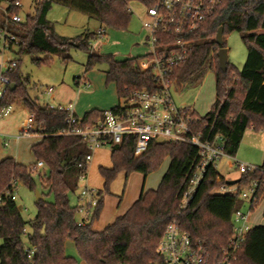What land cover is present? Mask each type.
<instances>
[{
  "label": "trees",
  "instance_id": "1",
  "mask_svg": "<svg viewBox=\"0 0 264 264\" xmlns=\"http://www.w3.org/2000/svg\"><path fill=\"white\" fill-rule=\"evenodd\" d=\"M19 1L0 0V4L6 3L7 11L14 14L20 12V6L14 5ZM130 2L148 8L156 0H34V13L25 16L20 23L8 24L7 28L21 39L17 53L45 55L42 59H33L36 63L47 62L52 56L66 61L71 58V50L88 51L86 69L95 63H105V82H113L118 101H125L134 91L156 87L152 71L141 70L138 58L116 60L111 55L92 52L91 41L97 38L93 31H85L75 38L56 34L47 13L54 4H60L97 20L104 30H125L132 15ZM0 24H3L1 18ZM219 27H222V39L229 32L242 34L247 55L240 70L228 61L225 69L219 67L216 53L225 47L224 42L222 45L215 42ZM187 38L190 40L188 53L173 67L168 80L194 85L207 69L213 72L215 98L210 110L200 116L188 106L184 109L192 120L196 116L200 118V124H205V133L211 129L212 135H223L225 152L234 156L247 128L264 130V0H221L211 17ZM8 76L15 86L7 88L0 106L21 100L33 114L37 131L44 135L30 147L35 164L27 166L12 157L0 160V194L11 191L13 181L35 189L33 174L37 163L41 162L46 170L36 174L41 199L35 200L36 213L32 220H23L15 200L9 196L1 199L0 264H76V258L65 252L67 240L73 241L77 256L86 264H160L156 248L164 229L172 221H177L180 229L193 239L201 240L212 251L227 243L233 212L242 208L244 201L238 194L216 192L226 185V179L209 167L193 199L186 208L180 209L186 174L190 161L196 156V149L185 142L150 141L144 153L134 157V139L123 136L119 144L110 147L111 167L99 168L104 185L97 190V205L90 220L78 225L77 205L70 203L69 194L77 188L79 176L86 173L85 142L76 136L53 135L65 126L66 113L30 99L17 65ZM118 107L119 103L110 109L115 112ZM102 117L103 110H91L79 117V124L90 125ZM166 157L169 162L156 188L142 192L123 214L103 230L94 231L92 221L97 218L103 195L108 193L116 175L139 172L146 177ZM252 179L262 181L264 174H240L238 188ZM50 195L51 201L47 199ZM257 204L256 199L248 209H254ZM24 227L28 230L26 239L21 236ZM25 242L35 249L31 258L26 257ZM232 264H264V226L250 228Z\"/></svg>",
  "mask_w": 264,
  "mask_h": 264
},
{
  "label": "built area",
  "instance_id": "2",
  "mask_svg": "<svg viewBox=\"0 0 264 264\" xmlns=\"http://www.w3.org/2000/svg\"><path fill=\"white\" fill-rule=\"evenodd\" d=\"M220 3L221 0H156L153 6L144 8L141 26L146 33L145 64L148 66L147 69L152 71L157 82L156 87L134 91L123 104H119L115 112L111 109L103 110L102 119L90 125L79 124L80 118L74 114L72 105L48 104L46 105L48 108L66 113L65 126L53 135L81 138L88 151L84 158L86 164L91 160L95 149L117 145L123 136L134 139L132 149L134 157L142 155L150 141L188 143L196 149V156L190 161L186 174V186L179 200L180 209L186 208L193 199L207 169L212 167L218 170V163L222 158L232 160L239 175L253 172L264 174V163L255 166L240 162L234 156L228 155L224 150L225 137L220 133L212 135L211 129L205 133V124H200V118L196 116L192 120L184 107H177L174 104L170 93L173 83L168 77L173 67L181 63L188 53L190 40L187 35L199 29ZM14 5L19 6V3L15 2ZM0 18L3 19V24H0V54L15 52L21 44V39L10 32L7 26L10 23H20L23 19L19 13H9L7 7L1 10ZM95 33L97 38L103 37L105 30L100 27ZM145 64L142 66L143 69ZM16 65L15 59L0 60V102L11 85L8 73L13 71ZM78 82L88 86L84 80ZM52 92L51 87L45 90L47 95H51ZM10 110V104L0 106V117H5ZM43 135L36 129L33 114L28 113L16 140ZM37 166H42V163L38 162ZM84 177L85 173L81 174L78 181ZM237 184L222 185L217 190L220 193L238 194L247 206L256 199L258 202L264 200V180L252 179L241 189ZM11 187V191L0 194V202L3 196L15 200V181L12 182ZM96 193L95 189L87 186L81 190L78 197L85 201L83 205L77 207L76 212L83 214L84 217L77 222L78 225H84L90 220L97 205ZM249 210L239 208L233 212L231 235L224 246L214 251L201 240L193 239L180 229L177 221H172L164 229L156 248L161 260L160 264H232L236 252L251 228ZM27 232L26 227L21 231L24 239L27 237ZM24 250L27 258H31L35 251L26 242Z\"/></svg>",
  "mask_w": 264,
  "mask_h": 264
},
{
  "label": "rangeland",
  "instance_id": "3",
  "mask_svg": "<svg viewBox=\"0 0 264 264\" xmlns=\"http://www.w3.org/2000/svg\"><path fill=\"white\" fill-rule=\"evenodd\" d=\"M19 6V15L22 19L34 13V0H20ZM129 6L132 15L127 28L125 30L106 29V34L103 37H98L91 41L92 52L111 55L114 59L125 58L126 55L133 54V52L135 54L138 52L143 55V58L145 57L144 53L147 51V46L146 44L145 47L142 46L145 33L141 30L140 24L141 18L144 17V7L137 2H132ZM5 7L6 3L0 4V14L1 10ZM47 19L53 24L56 34L67 38H75L85 31H93L100 27L97 20L89 18L81 12L70 10L60 4H54L50 8L47 13ZM222 40L226 48L227 61L236 70H240L244 65L247 55V48L243 43L242 34L236 31L229 32L223 36ZM134 43H139L140 45L136 46L137 49L135 51H131ZM88 54V51L82 49L71 50L69 52L71 58L66 61L61 60L58 56H52L47 62L36 63L33 59H42L45 55L19 54L16 50L15 52L0 54V60H16L17 72L24 81L27 96L30 99L36 100L41 106H45L48 103L58 104L45 93L47 87L54 89L57 99L73 101L75 91L81 86V84L77 86L76 82L83 81V78H86L92 84L89 92L97 90L94 95L85 100L93 104L97 101L93 99L106 97L107 94L103 93L101 89L106 88L108 89V93L109 91L113 93L115 85L113 82H105V63H95L86 69L85 65ZM147 68L148 66L145 64L143 70H148ZM98 81H103L102 88L93 85V83ZM170 93L177 107L190 106L198 115L203 116L210 110L215 98L214 74L207 69L202 79L194 85L173 83L170 87ZM118 103L123 104V99L118 101ZM60 104L65 105V103ZM10 105V112L5 117H0V156L11 154L20 163L31 166L36 163L30 149V143L33 139L22 137L20 140L18 139L19 141H15L16 136L20 133L22 122L29 112L21 100H14ZM7 139H11L8 146L2 145V142ZM105 150L107 153L105 161L109 162L108 155L110 148L106 147ZM234 158L246 164L260 166L264 161V130L255 131L252 128H247L242 135ZM168 162V157L164 158L159 167L147 175L145 180L146 188H154L157 186L163 172L167 168ZM45 170L46 167L37 166V171L33 174L36 185V188L33 190L26 187L20 181L16 182V188L14 190L15 202L20 207L21 216L25 221L32 220L35 216V190H40V183L36 174L38 172L43 173ZM218 171L226 180L239 178V173L233 161L228 158H222L219 161ZM123 175L124 173H119L117 176L120 179L119 183H117L120 191L123 188V178L120 177H123ZM100 176L99 171L95 169L91 175V184L86 182L85 177L84 179H80L75 191L69 194L70 203L76 205L77 203H83L85 201V199H79L78 196L86 185L89 188L101 190L103 187H99L102 184ZM216 192L219 191L216 190ZM47 199L51 201L53 199L52 195L48 196ZM242 209L245 211L249 210L247 204ZM249 211V225L251 227L257 225L264 226V200H260L257 206ZM66 246H69L68 242Z\"/></svg>",
  "mask_w": 264,
  "mask_h": 264
},
{
  "label": "crops",
  "instance_id": "4",
  "mask_svg": "<svg viewBox=\"0 0 264 264\" xmlns=\"http://www.w3.org/2000/svg\"><path fill=\"white\" fill-rule=\"evenodd\" d=\"M130 3H132V2H130ZM130 3H129V5H130ZM129 8H130V6H129ZM140 24H141V22H140ZM98 28H100V27H98ZM98 28L94 29L93 32H95ZM141 30L145 33L142 26H141ZM105 34H106V31H105ZM145 37H146V33H145ZM145 37H144V40H145ZM144 40H143L144 43L142 46L145 47L146 43ZM138 45H140V44L134 43V45L131 47V51H135V49H137L136 46H138ZM146 54H147V51L144 53V56H146ZM127 58H138L137 64H138L139 68L145 64V60H146L145 57L143 58V55H141L138 52H136V54H135V52H133V54H128L125 56V58H116V60H123V59H127ZM140 69L143 70V67ZM83 79H84V81L87 82L88 86H83L81 84V86H79L77 88V90L75 91V97H74L73 101L57 99L55 96L53 88H52L53 92L49 96L51 97L52 100H54L58 104L65 103V105H67V104L72 105L74 114L77 117H82L86 112H89L91 110L110 109V108H112L118 104V98H117L115 86H114V92L113 93L111 91H109V93H108V89H106V88L101 89V91H103V93H105L107 95H106V97H103L101 99H93V100H97L95 103L90 104L88 101H85L88 97H91L92 95H94V93H96L95 91H97V90H95L93 92L92 91L89 92V88L91 87L92 84L89 80H86V78H83ZM102 82L103 81H100V82L98 81L96 83H93V85H95L96 87H101ZM76 84L78 86L80 83L77 81ZM48 104H46V105H48ZM28 138L33 139V141L30 143V147H31L32 144L40 141V139L42 137L41 136H33V137H28ZM19 140L15 139L16 142ZM10 141H11V139H7V140L2 142V145H4V143H6V145H4V146H8ZM105 148L106 147L98 148L92 152V157H91V160L89 161V163L87 164L86 173H85V175H86L85 180L89 184H91V175L93 174V171L95 169L99 171L100 167H103V168L111 167L110 153L108 155L109 156V162L105 161V158L107 156ZM6 157H12L16 162L20 163L11 154L0 156V160L3 158H6ZM119 173H124V172H119ZM118 174L116 175L114 180L111 182L108 193L103 195V202H102L101 210H100L97 218L92 221V229L94 231L103 230L104 227L106 225L110 224L117 216L123 214L137 200V198L139 197V195L142 192H144L148 189L156 188V186L154 188H146L145 187V180H146L147 176L144 177L139 172H130V173H128L127 176L124 173L123 177H120V178H123V182H122L123 188L120 191L119 186L117 184V183H119V180H120L119 177H117ZM100 177L102 179V184L99 187H103L104 179L102 178V176H100ZM98 190H100V189H98ZM83 204L84 203H77L76 205H77V207H80ZM244 205H246L245 202H244L243 206ZM83 217H84L83 214H81L79 212L75 213L76 222H78L79 220H82ZM67 242L69 243L68 247L66 246ZM65 252H66V254L74 256L76 258V264H86L84 261H82L77 256L75 248H74V243L72 240H67L65 242Z\"/></svg>",
  "mask_w": 264,
  "mask_h": 264
},
{
  "label": "water",
  "instance_id": "5",
  "mask_svg": "<svg viewBox=\"0 0 264 264\" xmlns=\"http://www.w3.org/2000/svg\"><path fill=\"white\" fill-rule=\"evenodd\" d=\"M215 42L218 45H222L223 44V40H222V27H219L217 30V33L215 35ZM217 59H218V64L219 67L221 69H225L226 68V63H227V53H226V48L225 47H221L217 53H216ZM14 83H11L10 88L12 89L14 87ZM239 182V178L237 179H227L225 181L226 185H235ZM41 199V195L40 192L38 190H35V200H39ZM20 209V207H18Z\"/></svg>",
  "mask_w": 264,
  "mask_h": 264
}]
</instances>
